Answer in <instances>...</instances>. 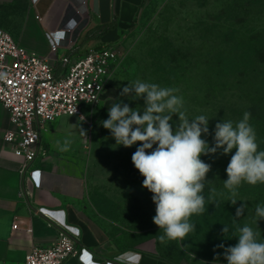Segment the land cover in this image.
Segmentation results:
<instances>
[{"label": "rangeland", "instance_id": "1", "mask_svg": "<svg viewBox=\"0 0 264 264\" xmlns=\"http://www.w3.org/2000/svg\"><path fill=\"white\" fill-rule=\"evenodd\" d=\"M28 11L29 0H0V28L16 35ZM113 41L119 63L98 106L93 111L83 107L88 122L79 121L85 134L83 203L89 217L114 240L147 245L175 264H227L224 249L218 246H234L238 242L236 228L245 224L258 230V239L264 241V219L256 223L255 216L256 206H264V184L243 183L233 197L224 181L235 150L225 155L219 149L201 156L211 170L203 191L206 210L191 217L195 231L182 242L162 244V230L152 220L156 207L152 193L142 187L144 178L131 159L140 142L128 148L118 146L101 124L118 102L143 111V98L121 96L123 87L140 80L178 89L176 95L184 99L182 111L187 118L204 115L209 119V132L202 138L214 146L216 123L242 119L241 105L248 104L249 96L257 92V78L247 80L239 70L233 76L237 66L231 60L246 58L264 45V0H147L138 24ZM218 76H224L226 83L218 86ZM246 81L249 87L244 89L241 83ZM242 86L241 93L234 92ZM249 122L259 145L262 125ZM171 123L175 128L178 116L173 115ZM243 204L245 212L236 218V209ZM224 226L228 227L226 233Z\"/></svg>", "mask_w": 264, "mask_h": 264}, {"label": "crops", "instance_id": "2", "mask_svg": "<svg viewBox=\"0 0 264 264\" xmlns=\"http://www.w3.org/2000/svg\"><path fill=\"white\" fill-rule=\"evenodd\" d=\"M146 2L29 0L28 14L16 35L3 29L20 45L43 56L50 52L48 34L60 44L72 35L77 44L72 49L61 46L58 58L76 59L92 48L120 40L124 30L138 24ZM73 18L79 21L78 30L62 32L70 30ZM56 66L57 72L66 69L64 62ZM79 121L65 116L48 123L41 135V153L24 168V161L3 139L12 125L9 111L0 102V264H25L34 247L47 248L54 242L59 227L79 235L81 252L66 264H122L118 258L124 253L140 255L139 262L126 264H175L147 245L114 240L89 217L83 203L85 134ZM65 139L71 144L61 151Z\"/></svg>", "mask_w": 264, "mask_h": 264}, {"label": "clouds", "instance_id": "3", "mask_svg": "<svg viewBox=\"0 0 264 264\" xmlns=\"http://www.w3.org/2000/svg\"><path fill=\"white\" fill-rule=\"evenodd\" d=\"M178 91L137 80L123 87L121 96L143 98V111L118 102L109 108L108 118L101 121L103 128L110 130L116 145L128 148L140 142L131 159L144 178L142 187L152 193L156 206L152 220L162 230L159 236L162 244L184 241L195 231L191 217L206 210L203 191L211 165L201 156L214 154L219 149L225 155L235 150L224 181V187L233 197L243 183L264 184V150H259L255 130L249 122L251 113L244 112L242 119L235 123L231 120L216 123L214 146L210 147L202 138L209 132V119L204 115L187 118L182 111L184 99L176 95ZM173 115L179 121L175 128L171 123ZM70 144L65 139L61 151H67ZM245 208V204L238 207L235 217L243 216ZM255 216L256 223L264 219V206H256ZM223 232H228L227 226ZM236 234L238 242L234 246H218L224 249L227 264H264V241L258 239L260 232L245 224L236 228ZM127 255L124 253L118 258L122 264H126Z\"/></svg>", "mask_w": 264, "mask_h": 264}, {"label": "built area", "instance_id": "4", "mask_svg": "<svg viewBox=\"0 0 264 264\" xmlns=\"http://www.w3.org/2000/svg\"><path fill=\"white\" fill-rule=\"evenodd\" d=\"M78 22L73 18L70 30L62 32L71 34L78 30ZM70 36L60 44L48 34L50 52L43 56L20 45L0 28V102L9 111L12 125L3 139L13 154L24 161V168L41 153V135L48 123L65 116H83V121L88 122L83 107L93 111L98 106L119 63V50L114 44L92 48L76 59H59L61 46L72 49L77 44L78 40ZM62 62L66 69L57 72L56 65ZM49 219L52 225L54 221ZM13 228L18 229V224ZM78 239L77 233L59 227L54 242L47 248L34 247L26 255L25 264H66L81 252ZM139 260L140 255L125 257L127 262Z\"/></svg>", "mask_w": 264, "mask_h": 264}, {"label": "trees", "instance_id": "5", "mask_svg": "<svg viewBox=\"0 0 264 264\" xmlns=\"http://www.w3.org/2000/svg\"><path fill=\"white\" fill-rule=\"evenodd\" d=\"M264 45H259L256 47L252 52L251 55L247 56L246 58H240L234 57L231 60V64L234 66H237L235 70L233 71V76L236 74V71H242V76H244L247 80L250 78L256 77L259 85H257L256 93L253 92V95L249 96V102L248 104H242V109L244 111L242 112H250L251 113V118L250 121H255L254 124L262 125L260 126L261 131L259 135H263V140L259 144V148H263L264 150ZM244 70V72H243ZM224 76H218L217 80V85L220 86L222 83L225 82ZM242 85L244 84V89L249 87L248 81L241 83ZM240 84V85H241ZM246 85V86H245ZM242 87L234 89L235 93H241L243 90ZM255 89V86L253 87ZM226 98V96H222ZM233 97V96H232ZM238 106V107H241Z\"/></svg>", "mask_w": 264, "mask_h": 264}]
</instances>
